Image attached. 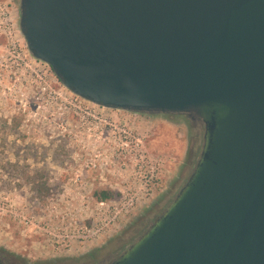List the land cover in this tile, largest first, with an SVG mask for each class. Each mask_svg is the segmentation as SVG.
<instances>
[{"label": "water", "instance_id": "obj_1", "mask_svg": "<svg viewBox=\"0 0 264 264\" xmlns=\"http://www.w3.org/2000/svg\"><path fill=\"white\" fill-rule=\"evenodd\" d=\"M20 12L30 53L75 96L199 129L184 184L108 264H264V0H21Z\"/></svg>", "mask_w": 264, "mask_h": 264}, {"label": "rangeland", "instance_id": "obj_2", "mask_svg": "<svg viewBox=\"0 0 264 264\" xmlns=\"http://www.w3.org/2000/svg\"><path fill=\"white\" fill-rule=\"evenodd\" d=\"M20 2L0 0V252L109 263L184 184L199 129L75 96L30 53Z\"/></svg>", "mask_w": 264, "mask_h": 264}, {"label": "flooded vegetation", "instance_id": "obj_3", "mask_svg": "<svg viewBox=\"0 0 264 264\" xmlns=\"http://www.w3.org/2000/svg\"><path fill=\"white\" fill-rule=\"evenodd\" d=\"M200 123V126L202 127L203 124L201 122ZM0 258H1V264H13L12 263V260H10L5 254H3L2 252H0ZM99 264H108V263H105V262H99Z\"/></svg>", "mask_w": 264, "mask_h": 264}, {"label": "trees", "instance_id": "obj_4", "mask_svg": "<svg viewBox=\"0 0 264 264\" xmlns=\"http://www.w3.org/2000/svg\"><path fill=\"white\" fill-rule=\"evenodd\" d=\"M96 196L100 201H109L112 199V195L108 192L96 193Z\"/></svg>", "mask_w": 264, "mask_h": 264}]
</instances>
